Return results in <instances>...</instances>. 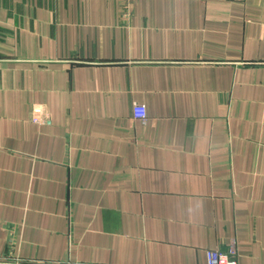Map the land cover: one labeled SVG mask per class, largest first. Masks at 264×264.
<instances>
[{"label":"crops","instance_id":"crops-1","mask_svg":"<svg viewBox=\"0 0 264 264\" xmlns=\"http://www.w3.org/2000/svg\"><path fill=\"white\" fill-rule=\"evenodd\" d=\"M233 242L264 264V0H0V264Z\"/></svg>","mask_w":264,"mask_h":264},{"label":"built area","instance_id":"built-area-1","mask_svg":"<svg viewBox=\"0 0 264 264\" xmlns=\"http://www.w3.org/2000/svg\"><path fill=\"white\" fill-rule=\"evenodd\" d=\"M146 121V120H145ZM12 256V257H11ZM4 264H32L24 262L11 254ZM208 264H238V249L235 242L227 249H215L208 251Z\"/></svg>","mask_w":264,"mask_h":264}]
</instances>
